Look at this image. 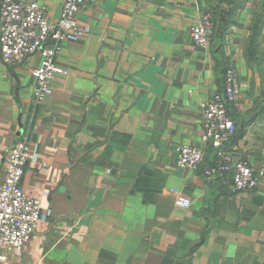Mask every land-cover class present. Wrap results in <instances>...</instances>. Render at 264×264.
<instances>
[{"label":"crops","instance_id":"1","mask_svg":"<svg viewBox=\"0 0 264 264\" xmlns=\"http://www.w3.org/2000/svg\"><path fill=\"white\" fill-rule=\"evenodd\" d=\"M21 1L52 23L64 2ZM206 12L214 31L199 49L190 29ZM77 20L84 35L56 58L68 74L40 104L39 56L0 58V186L4 156L25 140L35 158L21 188L43 213L7 264H264V178L230 195L175 164L181 146L212 163L200 108L232 66L241 88L228 148L264 169V0H95ZM173 190L190 207L175 205Z\"/></svg>","mask_w":264,"mask_h":264},{"label":"built area","instance_id":"2","mask_svg":"<svg viewBox=\"0 0 264 264\" xmlns=\"http://www.w3.org/2000/svg\"><path fill=\"white\" fill-rule=\"evenodd\" d=\"M95 0H64L58 20L51 23L45 9L35 2L0 0V58L6 66L21 65L35 55L39 66L33 71L35 85L33 102L37 105L51 96L53 83L68 74L56 58L64 43H75L83 35L77 14ZM212 17L201 14L194 22L190 37L196 48L209 47L213 36ZM238 74L227 68L222 87L200 108L201 140L214 150L213 161L205 165L203 149L181 146L175 152V164L191 173L201 171L207 180L220 179L227 184L228 194L254 192L258 179L264 178V169L253 170L247 160L228 145L237 128L229 117V108L240 94ZM35 158L25 140H20L2 160L5 179L0 186V264H7L6 252L21 251L34 234L43 213L39 200L30 198L21 188L27 164ZM229 184L227 183V179ZM175 205L188 208L191 201L173 190Z\"/></svg>","mask_w":264,"mask_h":264},{"label":"rangeland","instance_id":"3","mask_svg":"<svg viewBox=\"0 0 264 264\" xmlns=\"http://www.w3.org/2000/svg\"><path fill=\"white\" fill-rule=\"evenodd\" d=\"M21 1V0H20ZM25 2V1H24ZM36 3V2H35ZM90 4H92V3H90ZM39 5V4H38ZM88 5V4H87ZM86 5V6H87ZM40 6V5H39ZM42 7V6H41ZM43 8V7H42ZM46 13V12H45ZM206 13H209L210 14V16L212 17L213 15H212V12H206ZM79 14V13H78ZM78 14H77V16H78ZM47 17V16H46ZM199 17V16H198ZM197 17V18H198ZM59 18V17H58ZM196 18V19H197ZM49 20V19H48ZM58 20V19H57ZM78 21V20H77ZM52 23V22H51ZM212 23H213V27H214V23H215V21H213V17H212ZM192 28V27H191ZM190 31H191V29H190ZM213 31H214V29H213ZM35 56H39V55H35ZM34 57V56H33ZM32 58V57H31ZM39 62H40V56H39ZM57 62V61H56ZM58 64V63H57ZM39 66V65H38ZM61 67V66H60ZM230 66H227L226 67V69H225V72H226V70H227V68H229ZM63 68V67H62ZM234 68V67H233ZM225 72H224V74H223V76H225ZM237 72V71H236ZM238 74V73H237ZM239 77V76H238ZM224 78V77H223ZM224 80V79H223ZM240 81V80H239Z\"/></svg>","mask_w":264,"mask_h":264}]
</instances>
